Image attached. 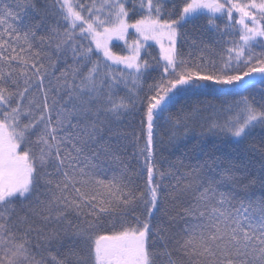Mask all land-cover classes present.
I'll return each mask as SVG.
<instances>
[{
	"label": "snow or ice",
	"instance_id": "1",
	"mask_svg": "<svg viewBox=\"0 0 264 264\" xmlns=\"http://www.w3.org/2000/svg\"><path fill=\"white\" fill-rule=\"evenodd\" d=\"M0 264H264V0H0Z\"/></svg>",
	"mask_w": 264,
	"mask_h": 264
},
{
	"label": "trees",
	"instance_id": "2",
	"mask_svg": "<svg viewBox=\"0 0 264 264\" xmlns=\"http://www.w3.org/2000/svg\"><path fill=\"white\" fill-rule=\"evenodd\" d=\"M228 149H225V151H227Z\"/></svg>",
	"mask_w": 264,
	"mask_h": 264
}]
</instances>
